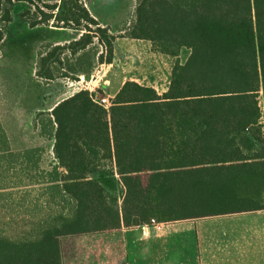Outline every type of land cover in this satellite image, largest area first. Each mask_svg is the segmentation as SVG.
I'll return each instance as SVG.
<instances>
[{
	"label": "trees",
	"instance_id": "trees-1",
	"mask_svg": "<svg viewBox=\"0 0 264 264\" xmlns=\"http://www.w3.org/2000/svg\"><path fill=\"white\" fill-rule=\"evenodd\" d=\"M46 6L31 26L54 19L83 32L40 53L39 77L89 79L95 37L105 46L97 60L113 62L115 36L83 0ZM14 9L0 0V23ZM29 10L18 16L28 22ZM135 14L129 36L162 53L187 47L188 59L163 93L126 80L108 107L83 88L37 114L41 135L54 139L51 169L40 146L11 162L37 171L68 210L21 239L0 235V264H61L60 237L70 233L264 209V0H138Z\"/></svg>",
	"mask_w": 264,
	"mask_h": 264
},
{
	"label": "rangeland",
	"instance_id": "rangeland-1",
	"mask_svg": "<svg viewBox=\"0 0 264 264\" xmlns=\"http://www.w3.org/2000/svg\"><path fill=\"white\" fill-rule=\"evenodd\" d=\"M12 1L13 20L0 23L5 29L0 42V150L4 149L0 154V235L21 239L36 230L42 220L68 210L53 191L46 190V183L35 182L37 171L27 174L24 166L11 162L20 151L40 146L44 147L40 165L51 169L55 161L54 139L41 135L40 126L34 123L37 114L50 111L83 88L108 107L123 82L130 79L163 93L168 88L174 64L186 62L191 50L182 47L177 55L162 53L153 47L151 40L129 36L135 25L138 0H83L92 15L115 36L113 62L97 60L98 54L105 53V46L95 37L87 49L96 59L89 79L78 74L46 80L36 73L40 53L51 45L78 38L83 30L54 19L36 26L29 24L39 8L50 12L46 5L60 0ZM25 8L30 9L28 22L18 16ZM65 55L64 64H67L66 59L73 57ZM61 66L67 70L65 65ZM61 66L59 69L64 71ZM261 101L264 104L263 97Z\"/></svg>",
	"mask_w": 264,
	"mask_h": 264
},
{
	"label": "crops",
	"instance_id": "crops-1",
	"mask_svg": "<svg viewBox=\"0 0 264 264\" xmlns=\"http://www.w3.org/2000/svg\"><path fill=\"white\" fill-rule=\"evenodd\" d=\"M162 223L63 235L61 264H264V209Z\"/></svg>",
	"mask_w": 264,
	"mask_h": 264
},
{
	"label": "built area",
	"instance_id": "built-area-1",
	"mask_svg": "<svg viewBox=\"0 0 264 264\" xmlns=\"http://www.w3.org/2000/svg\"><path fill=\"white\" fill-rule=\"evenodd\" d=\"M150 225H153V226H155V227H157V228H161L162 227V222H158V221H156V220H153L152 221V223H149Z\"/></svg>",
	"mask_w": 264,
	"mask_h": 264
}]
</instances>
